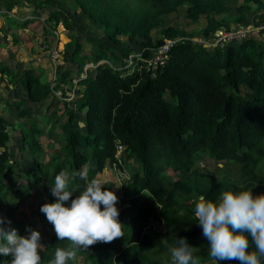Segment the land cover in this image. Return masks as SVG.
<instances>
[{"label":"trees","instance_id":"16d2710c","mask_svg":"<svg viewBox=\"0 0 264 264\" xmlns=\"http://www.w3.org/2000/svg\"><path fill=\"white\" fill-rule=\"evenodd\" d=\"M74 1L105 29L113 42L120 44L126 37L132 43L142 41V47L116 49L105 42L94 56L82 52L83 45L76 40L75 48L64 52L65 65L70 64L71 69L67 75H59L60 85L55 90L64 94L73 90L76 98L72 103L81 116L67 109L66 121L53 120V129L60 126L66 142L46 163L40 160L45 152L40 141L43 132L32 121V110L24 107L25 101L16 102L20 116L30 117L20 122L23 145L36 164L34 182L28 184L42 205L40 191L44 180L49 179L47 191L51 195V184L61 171L71 177L73 172L87 168L89 181L97 180L108 164L124 169L123 163L136 159L138 170L123 183L122 204L130 202L131 209L118 217L131 229L128 237H121L128 247H122V242L96 243L89 247L82 264H171L170 255H161L179 238H186L194 254L201 248V264H218L208 254V241L194 217L193 200L204 195L215 202L226 190L264 193V41L243 38L225 44L219 31L227 34L239 29L246 21L244 12L252 3L263 0H242L234 27L232 21L222 17L228 12V0H144L149 4L144 9L134 0ZM58 3L59 0H40L38 7H54ZM22 6L23 0H0V13L7 25L0 32L13 31L17 36L20 29H27L42 17V11L36 9L35 18H15L12 11ZM180 7H187L192 21L206 17L202 40H179L187 33L169 27L156 41L152 32L161 25L162 16ZM45 21L50 26L44 28V35L59 25L73 29L71 20L63 18L58 10H51ZM166 40L176 42L164 54L163 63L153 68L150 58ZM90 63L97 67L89 66ZM1 72L15 86L25 87L34 102L53 92L50 85L43 84L30 71L18 76L5 67ZM63 84L67 85L66 90ZM242 86L250 91L243 94ZM81 120L83 126L79 127L76 123ZM9 125L0 111V218L5 230L15 228L23 236L28 226L17 216L22 184L12 187L7 182L12 169ZM207 157L213 159L222 176L198 165ZM169 170L177 178L168 174ZM80 181L83 180L78 177L70 179L69 189L75 193L66 206L80 194L76 193ZM103 188L109 190L110 186ZM50 202L54 200L51 198ZM32 214L46 217L40 208ZM161 216L168 227L166 234L150 224L152 218ZM57 247L67 248L68 241L51 237L46 251H39L41 264L54 258ZM82 257L79 250L76 260L69 264H79L78 258ZM9 260L0 255V264H9Z\"/></svg>","mask_w":264,"mask_h":264},{"label":"rangeland","instance_id":"374dc122","mask_svg":"<svg viewBox=\"0 0 264 264\" xmlns=\"http://www.w3.org/2000/svg\"><path fill=\"white\" fill-rule=\"evenodd\" d=\"M24 6L15 8L12 11V15L15 18L26 20L27 18H35L33 11L39 9L42 11V17L35 19L36 21L30 24L27 29H20L17 36L13 31L7 34L6 31H1L0 39V111L9 121L10 142L9 149L11 153V172L8 177V184L17 185L18 182L22 184V198L20 205H18L17 216L26 222L28 228L36 230L40 233L41 247L39 251H46V243L55 234L53 226L47 221L46 217L32 214V211L39 209L41 206L40 200L37 198L35 189L28 182H34V170L36 167L35 161L29 152V149L24 147L23 131L20 126L21 121H28L30 117L23 118L19 114L18 105L16 102L25 101L24 107L32 110V121H35L38 127L42 130L43 134L40 136V141L44 148V153L41 157V162H48L53 157L55 152L62 149V146L66 142L63 130L60 126L52 127L53 120L60 118L61 121L68 119L67 109H72V113L76 116H81V113L77 107L72 103V100L76 98V93L73 90L67 91L64 94L61 90H55L60 85L59 75L64 73L67 75L71 69L70 64H66L63 60L64 52L66 50H73L75 48V41L82 43L83 51L87 54L94 56L100 52L101 43H107L108 45L119 48L120 46H129L139 50L142 47L140 42L132 43L123 37L120 44L113 42L107 35L105 29L100 24H96L93 20L80 8L76 6L74 0H59V3L54 7L39 8L40 0H23ZM142 9L149 8V4L144 0H134ZM243 4L242 0H228L227 7L228 12L223 14L222 17L228 18L232 21V27L236 25L234 18L239 16V6ZM51 10H58L61 15L71 20L73 29H70L64 25H59L55 29L48 30L44 35V28L49 24L45 19ZM246 21L239 29L233 30V37L246 36L243 38H253L257 41H264V0L261 3H252L250 8L245 12ZM220 17V16H218ZM207 25V19L202 16L198 21H192L188 17L187 7H180L176 12L172 14H164L162 16V22L159 27L153 30L152 34L156 41L162 38V30L169 27L185 31L187 34L181 35L178 39L193 38L195 41L202 40V30ZM50 26V25H49ZM0 28L7 29L4 16L0 13ZM5 34V36H4ZM220 36L224 37L222 33ZM243 38L231 39L224 41L225 44L238 42ZM217 43V42H216ZM215 43V44H216ZM162 46V45H161ZM57 52L58 55L54 54ZM158 55L150 58L155 60ZM151 62V61H150ZM95 63H90L89 66ZM9 68L16 75H23L25 71H30L35 77L40 78L43 84L50 85L53 92L50 96L42 101H32L28 90L22 85L15 86L11 83L6 76L1 72L2 68ZM75 68V67H73ZM88 68L83 72L85 75ZM76 73L77 70L74 69ZM73 73V74H75ZM83 74V75H84ZM69 77V76H68ZM64 85V84H63ZM77 85V80L74 82L73 88ZM67 89V85L65 86ZM250 89L246 86H242L243 94L249 92ZM79 116V117H80ZM55 122V121H54ZM79 127L83 126V121L76 123ZM138 160L131 159L123 163L124 169L112 164H108L103 173L99 174L97 180L103 185H109L111 191L115 192L118 197L116 207L119 210V214L123 215L126 210H130V202L123 206V183L130 177L136 170H138ZM201 168L215 171L216 175L222 176L221 170H217L215 162L212 158H205L198 163ZM223 167L224 164H219ZM53 172V171H52ZM168 174L177 178L174 171L169 170ZM70 176V174H69ZM86 181H80L78 183L76 193H80L84 190ZM49 179H45L42 187V194L44 203H50L52 198L54 201L56 197L52 194H48ZM120 185L119 187H117ZM75 192H73L74 194ZM70 205V203L68 204ZM127 208V209H126ZM130 208V209H129ZM25 215V216H24ZM123 231L126 238L129 236L131 229L125 224L123 225ZM26 230L23 236L28 235ZM123 238L115 239L114 242H122V247H128L123 242ZM166 242L165 240H163ZM83 257L78 258L79 264H82L84 258L88 254V250H83ZM194 256H196L197 262L199 261L201 248H197ZM170 255L168 249L162 253L161 257L167 258ZM210 261L203 263L209 264Z\"/></svg>","mask_w":264,"mask_h":264},{"label":"clouds","instance_id":"9594fccd","mask_svg":"<svg viewBox=\"0 0 264 264\" xmlns=\"http://www.w3.org/2000/svg\"><path fill=\"white\" fill-rule=\"evenodd\" d=\"M77 177L87 183L66 206L74 192L69 189V181ZM103 186L96 179L89 181L87 168L73 172L71 177L65 171L55 176L51 192L56 200L42 204L40 211L53 226L57 239L68 241V247H57L48 264H69V261L76 260L79 250H87L96 243H111L125 236L124 224L118 219V197ZM193 204L196 223L208 241V254L212 260L218 264L225 260L262 264L264 193L253 195L251 190H226L215 202L200 195ZM150 222L157 232L166 234L168 231L162 216L152 218ZM2 224L0 218V255L10 258L9 264H41L40 233L28 228L29 234L22 236L15 228L5 230ZM168 251L171 264H197L194 248L186 238H179Z\"/></svg>","mask_w":264,"mask_h":264},{"label":"built area","instance_id":"2783aa9c","mask_svg":"<svg viewBox=\"0 0 264 264\" xmlns=\"http://www.w3.org/2000/svg\"><path fill=\"white\" fill-rule=\"evenodd\" d=\"M233 31L232 32H229L227 34H225L223 40L226 41V40H231V39H238V38H243L245 36H238V37H233ZM176 40H166V42L160 46V48L156 51V54L158 55L156 57L155 60H150L151 62L149 63L150 65H152L153 68H157V66L160 64V63H163V59H164V54L169 50V48L171 46H173L175 44ZM55 55H58L57 52H55L54 54V57ZM156 225V223H154Z\"/></svg>","mask_w":264,"mask_h":264},{"label":"water","instance_id":"95a60500","mask_svg":"<svg viewBox=\"0 0 264 264\" xmlns=\"http://www.w3.org/2000/svg\"><path fill=\"white\" fill-rule=\"evenodd\" d=\"M221 34L223 33L222 31H219Z\"/></svg>","mask_w":264,"mask_h":264}]
</instances>
